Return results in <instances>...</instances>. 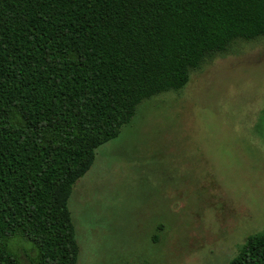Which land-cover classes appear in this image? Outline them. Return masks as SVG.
Returning a JSON list of instances; mask_svg holds the SVG:
<instances>
[{"label": "trees", "instance_id": "obj_1", "mask_svg": "<svg viewBox=\"0 0 264 264\" xmlns=\"http://www.w3.org/2000/svg\"><path fill=\"white\" fill-rule=\"evenodd\" d=\"M262 36L264 0H0V264H78L69 200L96 150L142 101ZM229 264H264V232Z\"/></svg>", "mask_w": 264, "mask_h": 264}, {"label": "rangeland", "instance_id": "obj_2", "mask_svg": "<svg viewBox=\"0 0 264 264\" xmlns=\"http://www.w3.org/2000/svg\"><path fill=\"white\" fill-rule=\"evenodd\" d=\"M69 209L78 264H229L264 232V36L142 101L96 150Z\"/></svg>", "mask_w": 264, "mask_h": 264}]
</instances>
